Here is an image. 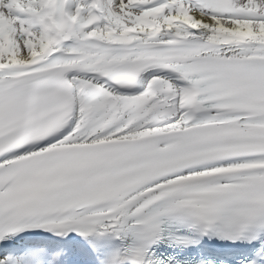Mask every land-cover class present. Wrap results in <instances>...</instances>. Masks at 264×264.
Returning <instances> with one entry per match:
<instances>
[{"label": "snow or ice", "instance_id": "snow-or-ice-1", "mask_svg": "<svg viewBox=\"0 0 264 264\" xmlns=\"http://www.w3.org/2000/svg\"><path fill=\"white\" fill-rule=\"evenodd\" d=\"M0 264H264V0H0Z\"/></svg>", "mask_w": 264, "mask_h": 264}]
</instances>
